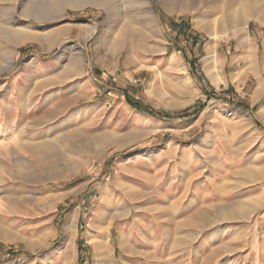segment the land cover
Returning a JSON list of instances; mask_svg holds the SVG:
<instances>
[{"label":"rangeland","instance_id":"obj_1","mask_svg":"<svg viewBox=\"0 0 264 264\" xmlns=\"http://www.w3.org/2000/svg\"><path fill=\"white\" fill-rule=\"evenodd\" d=\"M112 7L0 0V264H264V205L223 238L178 225L247 212L264 191V0ZM195 19L229 32L216 43L224 82L205 72ZM199 185L220 195L203 214Z\"/></svg>","mask_w":264,"mask_h":264},{"label":"bare ground","instance_id":"obj_2","mask_svg":"<svg viewBox=\"0 0 264 264\" xmlns=\"http://www.w3.org/2000/svg\"><path fill=\"white\" fill-rule=\"evenodd\" d=\"M168 1V0H167ZM231 0H222V5H227L228 3H230ZM114 2V0H113ZM170 2V1H169ZM146 2H144L143 4L145 5ZM66 4L67 6L73 8V9H82L86 6H94V7H101L106 9L107 11L111 12L113 11V7H112V0H66ZM176 8V7H175ZM247 7L244 8V14L246 12H248V10L246 9ZM36 12V11H35ZM242 13V14H243ZM112 14V13H111ZM243 14V16L238 17L240 20H242V26L240 28H235L232 30V33L234 35H238L240 34L241 31H245L246 28V22H244L245 20L243 19L245 17V15ZM237 19V18H236ZM195 23V27L199 30H205L208 33L209 36V42L207 45V52H208V56H206L204 58V68H205V72L207 74V76L209 77V79L213 82V83H220L223 81V78L221 76V61L218 58L217 54H216V43L219 40V38L222 37H227L229 36V32L227 30H225L224 28L221 30H217L213 24L211 25H205V24H201V22L197 19H195L194 21ZM241 22L237 21V24H240ZM17 33V32H16ZM94 33V27L92 26H86L84 28V36L85 38L91 36ZM242 34V33H241ZM26 35V33H25ZM16 36V35H15ZM29 36V35H28ZM27 36V37H28ZM233 36V35H232ZM242 36V35H241ZM22 35H20V33L17 35V41L18 43H21L22 41L26 40H21ZM24 37V34H23ZM31 37V36H29ZM242 40L240 41V43H246L247 38L246 36L243 38H241ZM15 40V37L14 39ZM239 40V39H238ZM13 42V41H12ZM128 62L133 63L134 59L131 56L127 57ZM136 61V60H135ZM177 63V61L175 60L174 57H170L168 58L166 65L167 67H170L172 65H175ZM138 68H142L141 64H138ZM155 70V69H154ZM181 71H184L183 69H179ZM181 74V73H180ZM156 78L155 79H159L160 81H166V83L170 80H167L168 78H166V80H164L165 78H163L162 76H159V73L156 71L155 72ZM239 73H234L232 75L233 78H235L236 76H239ZM183 79V83L182 86L186 87L189 84V78L188 77H184ZM239 80V79H238ZM180 81V80H179ZM158 82V81H157ZM224 82V81H223ZM189 87V86H188ZM189 89V88H188ZM191 89V88H190ZM186 90V88H185ZM259 90V89H258ZM257 91V90H256ZM259 92V91H258ZM189 93V92H186ZM256 94V93H255ZM257 95V94H256ZM189 99L183 101L180 103V105H187L189 103H191L195 98L193 94H189ZM172 104H174L175 106L178 104L176 103L175 100L171 101ZM1 180V179H0ZM200 186V185H199ZM216 188V187H215ZM195 189V188H194ZM207 187H198L195 191H194V200L195 202H197L196 204L199 205L198 206V211L200 212V214L204 213L205 208L201 207L200 205L205 203V198L206 197H210L212 196V198H219L218 195L214 194L213 192L210 193V195L207 193ZM209 195V196H208ZM226 197V196H225ZM221 199V198H220ZM247 208L249 210H247V212H243V211H238L236 209H225L222 206H219L218 209V213H217V217L215 218H210L207 222H204L203 220V216L201 215L200 217H198L197 222L195 223H191L192 221H190V219L188 218H184L182 219L178 225L180 224L181 227V232L182 229H187L185 227H191V229L194 230V233H197V235L200 237L202 235H206L207 239L210 240L211 238V232L213 231L214 235L223 238L225 236V232L227 233V229H228V224L234 222V221H239V220H247L248 219H252L253 215L257 213V210L259 209V207L264 205V191L261 193L260 196H254V197H250L247 201ZM244 203V204H246ZM243 208V207H242ZM246 208V209H247ZM196 210V211H197ZM130 211V209H125L123 212V217L127 215V213ZM206 211V210H205ZM207 217V216H206ZM210 217V216H209ZM262 220V219H261ZM260 220V222H261ZM259 221V220H258ZM263 221V220H262ZM242 222V221H241ZM240 222V224H241ZM257 222V221H256ZM238 223V222H237ZM247 223V222H246ZM250 223V222H249ZM159 224V223H158ZM260 224V223H259ZM263 224V223H262ZM162 225V224H161ZM159 228V227H158ZM214 228V230H213ZM65 241H64V246L66 249L70 248V238L72 236L73 233V229H74V215H71L69 221L65 224ZM180 229V228H179ZM167 231V230H166ZM165 232V231H164ZM90 233V232H89ZM89 233L87 234L89 236ZM208 233V234H206ZM210 233V234H209ZM234 233V232H233ZM233 235V234H232ZM197 236V237H198ZM228 236V235H227ZM230 236V235H229ZM234 237V236H233ZM231 237V239L233 238ZM201 238V237H200ZM237 238V237H235ZM239 238V237H238ZM204 241H206V239H203ZM207 240V241H208ZM244 242V241H243ZM234 243H236V241L234 240ZM233 243V244H234ZM240 243V242H239ZM242 243V242H241ZM96 245H98L99 243L95 242ZM238 244V242H237ZM245 244V243H243ZM258 245V244H257ZM221 246V245H220ZM223 245L222 248L226 247V252H234L235 249L233 248H229L227 246ZM244 245H242L243 247ZM256 246V245H255ZM237 247V246H236ZM101 248L102 246H97L96 248V253H100L101 252ZM220 248V247H219ZM238 248H240L238 246ZM259 248V247H258ZM71 249V248H70ZM64 250V249H63ZM237 250V249H236ZM67 251V250H66ZM65 251V252H66ZM100 251V252H99ZM224 252V251H223ZM238 253V252H237Z\"/></svg>","mask_w":264,"mask_h":264},{"label":"trees","instance_id":"obj_3","mask_svg":"<svg viewBox=\"0 0 264 264\" xmlns=\"http://www.w3.org/2000/svg\"><path fill=\"white\" fill-rule=\"evenodd\" d=\"M132 104H135V103H133V102H131ZM144 112H146V111H144ZM147 113H149V111H147ZM160 117H164V118H168L169 117V115L168 114H160L159 115Z\"/></svg>","mask_w":264,"mask_h":264},{"label":"crops","instance_id":"obj_4","mask_svg":"<svg viewBox=\"0 0 264 264\" xmlns=\"http://www.w3.org/2000/svg\"><path fill=\"white\" fill-rule=\"evenodd\" d=\"M221 60V59H220Z\"/></svg>","mask_w":264,"mask_h":264}]
</instances>
